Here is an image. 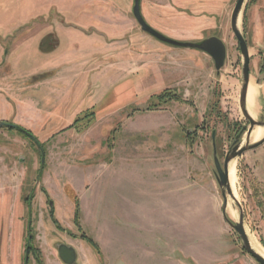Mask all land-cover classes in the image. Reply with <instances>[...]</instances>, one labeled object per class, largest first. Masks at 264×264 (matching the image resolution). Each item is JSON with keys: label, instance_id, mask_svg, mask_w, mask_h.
Listing matches in <instances>:
<instances>
[{"label": "rangeland", "instance_id": "1", "mask_svg": "<svg viewBox=\"0 0 264 264\" xmlns=\"http://www.w3.org/2000/svg\"><path fill=\"white\" fill-rule=\"evenodd\" d=\"M134 1L0 0V122L39 141L0 129V264H25L29 242L44 264H64L62 244L74 264H259L224 220L213 172L214 147L223 165L250 127L237 0H141L146 22L170 39L222 40L219 74L208 54L143 32ZM256 5L264 18V0H246L240 26L262 82L254 120L264 121ZM236 161L244 224L264 249V144Z\"/></svg>", "mask_w": 264, "mask_h": 264}, {"label": "water", "instance_id": "2", "mask_svg": "<svg viewBox=\"0 0 264 264\" xmlns=\"http://www.w3.org/2000/svg\"><path fill=\"white\" fill-rule=\"evenodd\" d=\"M246 0H237L236 5L234 7L232 16H231V29L238 41L239 49L241 51V55L243 57V84L241 89V97H240V105L241 110L245 118L250 122V127L248 129V136L246 140V145L242 146V142H235L231 151L226 155L224 163L220 162L219 158L217 157V151L214 147V176L216 182L221 190V195L223 197V207H222V214L224 220L230 225L232 229L235 230L236 234L238 235L241 243L242 248L251 255L259 264H264V257H262L258 252H256L251 244L250 237L246 231V227L244 224V212L242 206L239 204L238 207L240 209V218L239 221H233L227 213L228 208V195H233L232 188L230 186L229 181V165L232 160L242 156L245 152L256 149L264 144V137L254 143H251V134L256 126H260L264 129V121H256L254 118L249 114L247 109V94L248 89L251 81V70H250V62L251 56L248 47L247 40L242 33V31L238 27L239 17L242 13L244 4ZM133 15L139 24L141 30L152 37L156 38L157 40L169 44L175 47L180 48H188V49H197L200 50L214 60L215 63V70L219 74L221 70L225 66V62L227 59V48L225 43L217 37H210L201 42H179L173 39L166 37L165 35L161 34L154 28H152L144 19L142 12H141V0L134 1L133 7ZM257 85L262 84L260 79L256 81ZM9 125L7 122H0V129L4 126ZM15 126V125H12ZM16 127V126H15ZM58 255L64 264H74L76 262L77 254L73 247L62 244L58 247Z\"/></svg>", "mask_w": 264, "mask_h": 264}, {"label": "bare ground", "instance_id": "3", "mask_svg": "<svg viewBox=\"0 0 264 264\" xmlns=\"http://www.w3.org/2000/svg\"><path fill=\"white\" fill-rule=\"evenodd\" d=\"M240 18L241 15L239 17V21H238V27L241 30L240 27ZM260 93V86L257 85V83L255 82V84L253 83V79L251 78L250 81V85H249V89H248V94H247V109L249 114L255 118L256 115V105H257V99ZM264 137V129L260 126H256L251 134V141L252 142H257L259 140H261ZM237 179H238V170H237V161L236 159L232 160L230 165H229V181H230V186L232 188V192L233 195H228V208H227V212L229 214V208L232 209V213L229 214L230 218L232 220H234L237 217V210H236V205H239V201L237 198V193H236V189H235V185L237 183ZM229 210V211H228ZM236 216V217H235ZM235 217V218H234ZM247 231V229H246ZM248 233V231H247ZM249 236V233H248ZM250 237V236H249ZM251 244L253 249L258 252L262 257H264V249H260L258 248L251 240ZM258 245V244H257Z\"/></svg>", "mask_w": 264, "mask_h": 264}, {"label": "trees", "instance_id": "4", "mask_svg": "<svg viewBox=\"0 0 264 264\" xmlns=\"http://www.w3.org/2000/svg\"><path fill=\"white\" fill-rule=\"evenodd\" d=\"M263 67H264V63H263V65H262V68H263ZM262 70H263V69H262ZM8 128H9V129H16V130L20 131L22 134H24L25 136L29 137V138L32 139L36 144L39 145V141L36 139L35 136H33V135L30 133L29 130H26L25 128H23V127H21V126H16V127H15V126H12V125L9 126ZM51 214H52L53 221H54V223L56 224L57 221H56V219H55V217H54V209H53V208L51 209ZM78 217H79V207H78V204H77V208H76V220L78 219ZM82 238H83L84 240L88 241V242L91 244V246H92V247H93L98 253H100L97 244H96V243H95L90 237L84 235V236H82ZM33 251H34V256H35V259H36V261H37V264H44L43 261L40 259L41 254L39 253V251H38L37 249H33Z\"/></svg>", "mask_w": 264, "mask_h": 264}, {"label": "crops", "instance_id": "5", "mask_svg": "<svg viewBox=\"0 0 264 264\" xmlns=\"http://www.w3.org/2000/svg\"><path fill=\"white\" fill-rule=\"evenodd\" d=\"M261 5H256V8L253 7L252 10H254V12H256V21L254 22V26H252V29H254L253 33L256 35V36H259V35H264V18L260 17V15L258 14L259 13V10L261 9ZM259 63V64H258ZM256 63V66L257 64L260 65L261 63L258 62ZM257 70V68H256ZM51 79V77H46L44 78V80L42 81V83H45L47 81H49ZM59 105V104H58ZM51 108V107H49ZM56 108L57 109V105H53V109Z\"/></svg>", "mask_w": 264, "mask_h": 264}, {"label": "flooded vegetation", "instance_id": "6", "mask_svg": "<svg viewBox=\"0 0 264 264\" xmlns=\"http://www.w3.org/2000/svg\"><path fill=\"white\" fill-rule=\"evenodd\" d=\"M240 21H241V18H240ZM241 27V26H240ZM249 47V46H248ZM251 63V62H250ZM262 72V71H261ZM9 125H6L4 126L3 128H8L9 126L11 125H15V124H12V123H8ZM17 126V125H15ZM16 130V129H14ZM50 204L52 205V201H50ZM53 207H51L52 209ZM31 231H29V234H30ZM29 239L32 240V236L29 235ZM33 249H36L30 242L26 244V247H25V264H28L29 263V260H30V254L32 253L34 255V251ZM38 250V249H37ZM35 257V256H34ZM36 261V259H35ZM36 264H37V261H36Z\"/></svg>", "mask_w": 264, "mask_h": 264}]
</instances>
